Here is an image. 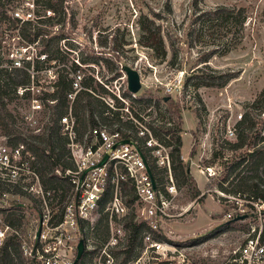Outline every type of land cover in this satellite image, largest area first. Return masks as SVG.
<instances>
[{
    "label": "rangeland",
    "instance_id": "374dc122",
    "mask_svg": "<svg viewBox=\"0 0 264 264\" xmlns=\"http://www.w3.org/2000/svg\"><path fill=\"white\" fill-rule=\"evenodd\" d=\"M40 1L41 5L31 9L33 16L35 11L40 10L46 19L43 26L53 30L59 28L61 25L54 26L58 15H49L42 7L46 0ZM164 1L66 0L64 6L69 19L66 26L74 32V40H53L50 52L46 53L43 60L41 56L45 54L35 58V50L41 48L40 43L28 48L26 59L32 61V68L36 71L32 83L33 91L28 95L21 87L16 91L4 90L3 102L8 121L14 130L23 135L44 132L45 124L49 121V108L46 101L43 103L37 100L35 95L43 96L54 90L57 71L63 63L70 64L76 60L88 62L92 60L90 57L93 55L96 63L83 64L78 74L81 77L91 74L96 82L102 85L105 93H117L119 90L122 94L127 88L126 75L122 73L116 80L107 83L110 73L106 65L110 64L108 58L113 49L124 44L122 46L125 58L122 62H126L140 75L141 89L137 95L169 96L174 103L179 104L182 121L179 134L182 142L181 159L187 165L201 196L204 195L201 201L192 197L193 192L188 181L178 189L181 196L173 212H179L181 208H188V211L168 222L160 233L155 234L156 239L169 245L170 249H167L165 255L146 258L145 263L239 264V251L248 234L264 228V201H252L245 199V196L228 193L234 189L236 179L231 175L228 180H224V176L235 156H238V153L234 154L229 150V144L236 142L237 129L243 128L244 134L255 137L259 145L264 143V114L253 112L248 115L247 122L239 125L241 117L247 111V105L264 88V0H170L172 13L168 16V23L171 24L178 56L175 61L171 60L169 50L167 60L160 63L154 55L151 57L152 52L148 48L138 43L140 38L137 21L140 14H149L150 10L159 12ZM32 2L33 0H20L16 9L22 8L24 11L32 6ZM195 4L202 11L218 8L238 10L244 18V23L236 27L227 25L222 31H217L213 38L208 37L209 31H204L203 35L195 34ZM160 24L162 27L166 26L165 21ZM9 25L8 22L0 24V37L3 33L7 39L9 37L11 47L16 48L11 49L10 53L19 60L24 50L17 49L21 43L17 30L5 31V27ZM77 37L84 39L86 44L80 42ZM213 48L217 50L216 54L206 63H201ZM0 52H3L2 47ZM10 53L9 56L5 54L3 57L0 53L2 73L8 67ZM201 73L221 77L230 74L236 76L223 87H195L193 84L196 80L191 79L187 88H184L187 78ZM1 80L3 77H0ZM36 89L40 93H37ZM96 94L104 96L99 88ZM36 104H40L41 108H37ZM130 107L133 117L141 116L142 122H161L162 125L154 127L157 132L164 133L158 130L159 126L166 128L168 124H172L170 114L163 103L153 100L145 108L143 104L132 102ZM127 127L128 124L122 126L124 129ZM101 128L110 129L108 125H102ZM2 135L0 127V192L3 189L8 190L0 197V227L3 224H12L20 230L23 238H28V234L34 230L38 205L32 197L31 187L40 184L43 170L40 165L32 162L30 155L23 153V150L19 155H14V150L19 146H7ZM86 135L78 136L77 139L84 140ZM162 136L167 141L171 140ZM192 148L195 151L194 156L190 158L188 154ZM65 149L67 152L62 161L69 163L72 170L73 161L71 162L67 145ZM1 154L7 155L10 160L8 165L2 163L4 159ZM215 154L217 157L214 160ZM55 173L61 178L52 183V186L59 187L50 191L54 198L49 201V211L59 216L69 198V186L63 179L65 172L59 170ZM256 176V180L264 184L261 170ZM15 204L22 205V210H15ZM224 210L226 212H223ZM235 213L255 215L246 216L234 225L220 229ZM11 214L20 217V220L13 219ZM15 264L23 263L17 258Z\"/></svg>",
    "mask_w": 264,
    "mask_h": 264
},
{
    "label": "trees",
    "instance_id": "16d2710c",
    "mask_svg": "<svg viewBox=\"0 0 264 264\" xmlns=\"http://www.w3.org/2000/svg\"><path fill=\"white\" fill-rule=\"evenodd\" d=\"M66 0H46L43 2L42 7L46 12L58 15L54 26L61 25L55 30L50 27L43 26V21L46 20L45 16L41 14L40 10L35 11V18L32 21H26L21 23L19 19L14 18L12 13L16 10L17 5L20 4V0H0V24L10 23L9 27H5V31H16L20 46L28 48L36 46L40 43L41 48L35 50V58L38 56L50 52L53 40H74V32L69 30L66 26L68 14L66 7L64 6ZM42 3L40 0H33L34 6H39ZM195 18L193 32L195 34L203 35L204 31H209L208 37L222 31L227 25L236 27V25H243L244 18L241 12L238 10L218 8L210 11H202L197 8L195 4ZM172 10L170 7V0H165L163 6L159 12L150 10L149 14H140L137 27L139 31L138 43L143 47L148 48L154 55L155 59L163 63L167 60L168 51L171 52V60H176L178 53L176 51V44L174 42V34L170 28L171 24L168 23V16L171 15ZM60 16V18H59ZM166 19V20H165ZM165 21L166 26L162 27L160 24ZM67 22V23H68ZM73 29V28H72ZM0 37V47L3 48V52H0L2 57L8 55L11 49L10 39L5 37L3 33ZM9 41V42H7ZM2 43L3 46H2ZM113 49L111 56L108 58L110 64L106 65L110 79L106 80L107 83L116 80L120 77L124 67H129L126 62H122L124 57L123 46ZM28 50V49H27ZM217 50L214 48L209 52V55L201 63H206L208 59L216 54ZM95 55L90 57V61L77 60L63 63L58 69L57 76L54 81V90L49 93L43 94V96L35 95L37 100L46 101V106L49 108L48 119L49 121L45 124V130L40 131V134H33L30 132L27 135L17 132L12 128V124L8 121V113L5 110L4 90L12 89L16 91L17 88L21 87L25 89L26 94H30L32 89V83L35 78V68H32V61H24L21 68L10 67L9 60L8 67L4 69V73L0 70V77L3 80L0 81V127L2 128L3 135L6 139V145L9 147H23V153H28L32 162L41 166L43 174L40 175V185L44 191H53L58 189L59 186H52L54 181L60 179L55 172L61 171L64 173L66 170H70V164L62 161L63 156L66 154L65 146L68 144V140L61 134V128L59 125L60 118L64 116L68 109H71V115L75 123L76 136H82L87 134L88 143L91 141V137L88 135L93 129L101 128L102 125H108L111 132L120 131L122 126L128 124L126 129L134 131L132 123L126 121L123 122V114L119 110L122 103L112 94L105 93L102 85L94 79L91 74L83 75L80 81V89L75 91L73 89V83L75 76L79 75L78 71L81 70V66L85 63H96ZM50 60L52 58H49ZM38 61V60H37ZM236 74H230L224 77L215 76L214 74L201 73L191 75L186 79L184 88H187L188 83L191 79L196 80L194 82L195 87L208 86V87H223L229 80L235 78ZM221 77V78H220ZM222 79V80H221ZM37 86V84H36ZM97 88L103 91L104 96L97 95ZM37 93H40L36 89ZM73 95L70 98V95ZM123 98H130L133 102L143 104L145 108L153 102V100L163 103L166 106L168 113L170 114L172 124L168 127L159 126V131L154 129L155 136L171 147V162H172V174L175 180L177 189L183 187L188 181L191 184V190L193 192L192 197L201 201L204 195L201 196L200 191L196 188L195 182L190 176L189 169L185 163H183L180 155V149L182 146L181 138V113L179 104L174 103L169 96H135L132 97L127 88L122 93ZM54 102V103H50ZM246 113L241 117L239 125H243L248 121V115L253 112H257L258 115L264 114V88L257 94L255 99L247 105ZM137 117V116H136ZM139 117V116H138ZM137 117V118H138ZM40 123V122H39ZM130 123V125H129ZM256 129V128H253ZM244 129L236 130V142L230 143V151L238 156L233 160L231 166L227 169L224 176V180H228L231 175H234L236 184L233 190L230 192L233 195L245 196L252 201L260 200L264 201V184H260L256 180V175L261 170L264 175V143L259 145L256 138L250 134H244ZM162 135L169 137L170 141H167ZM243 150V152H241ZM195 149L190 150L188 156L191 158L194 156ZM241 152V153H239ZM70 156V153H69ZM216 154L213 159H216ZM71 159V156H70ZM72 162V159H71ZM74 167V165H73ZM149 169L152 177H156L160 182H163V175L160 170H157L153 165L149 164ZM253 174V175H252ZM255 175V176H254ZM69 186L67 196L72 195V185L68 177H63ZM263 185V187L261 186ZM8 190L0 192V197ZM10 193V192H9ZM23 195V194H20ZM129 203L133 201L131 192L129 193ZM54 194L52 195V199ZM231 204H229L230 206ZM37 213H40L39 208ZM15 210H22V205L15 204ZM63 211V210H62ZM61 211V213H62ZM223 212H226L224 210ZM60 213V216H61ZM264 213V212H263ZM255 214H238L235 213L230 220L226 221L220 226V229H225L231 225H234L236 221L242 220L246 216ZM11 217L16 220H20L17 215L11 214ZM8 225V224H7ZM13 227L12 224H9ZM126 229L129 232L128 248L122 252V259L120 264H126L131 257L138 255L140 248L142 247V234L147 231V226L143 223L133 222V216L125 224ZM258 231H254L256 234ZM157 237V236H156ZM261 238H264V228L261 231ZM165 239V238H164ZM17 258L23 264H28L22 257L19 249V240L15 236L7 237L0 247V264H15ZM78 264H84L81 260Z\"/></svg>",
    "mask_w": 264,
    "mask_h": 264
},
{
    "label": "built area",
    "instance_id": "2783aa9c",
    "mask_svg": "<svg viewBox=\"0 0 264 264\" xmlns=\"http://www.w3.org/2000/svg\"><path fill=\"white\" fill-rule=\"evenodd\" d=\"M33 8L32 2L30 8L24 11L18 8L12 15L21 23L32 21L35 18L31 13ZM28 48H17L24 50L19 60L10 53L9 66L21 68L24 61H30L26 59ZM45 58L46 55L41 56L42 60ZM80 81L81 76H75V91L80 89ZM117 91L111 93L122 103L119 109L122 118L133 124L134 131L122 128L111 132L96 128L88 132L91 137L89 143L87 136L79 140L69 108L60 118L59 125L61 134L68 140L74 165L72 170L65 171V177L72 185V195L62 208L61 216H58L49 211L52 193L44 191L40 184L33 185L32 197L40 210L33 232L28 234V238H23L17 227L3 224L0 227V247L7 237L13 235L19 240L21 255L28 264H78L81 260L84 264H120L122 252L128 248L129 241L125 224L133 216V222L145 224L147 231L142 234V247L138 255L132 256L126 264H147L146 258L165 255L170 249L166 243L159 242L155 234L160 233L168 222L188 211V208H181L179 212H173L181 194L172 174L171 147L154 134V127L162 123H145L140 120L141 116L133 117L130 112L133 101L123 98ZM36 107L40 109L41 105L36 104ZM124 140L130 143L121 144ZM22 150L23 147L19 146L14 150V155H19ZM105 157V162L100 165ZM1 158L4 165L10 163L6 154H1ZM149 164L161 171L163 182L152 177ZM130 192L133 196L131 203ZM38 229L40 231L36 237ZM262 229L256 234H248L239 251V264L264 263ZM80 241L83 242V253L76 261Z\"/></svg>",
    "mask_w": 264,
    "mask_h": 264
},
{
    "label": "water",
    "instance_id": "95a60500",
    "mask_svg": "<svg viewBox=\"0 0 264 264\" xmlns=\"http://www.w3.org/2000/svg\"><path fill=\"white\" fill-rule=\"evenodd\" d=\"M77 39L82 42V43H85V40L80 38V37H77ZM123 72L124 74L126 75V82H127V91L130 93V94H137L140 89H141V81H140V75L139 73L130 68V67H124L123 68ZM121 144H128L130 143L129 141L127 140H124L122 142H120ZM106 160V157L101 161L100 165H102ZM147 171L149 173V169L147 167ZM39 231L40 229H38L37 233H36V237H38L39 235ZM82 253H83V242L80 241L78 243V246H77V256H76V261H79L81 256H82Z\"/></svg>",
    "mask_w": 264,
    "mask_h": 264
},
{
    "label": "crops",
    "instance_id": "0c3cea01",
    "mask_svg": "<svg viewBox=\"0 0 264 264\" xmlns=\"http://www.w3.org/2000/svg\"><path fill=\"white\" fill-rule=\"evenodd\" d=\"M182 158H184V157L182 156Z\"/></svg>",
    "mask_w": 264,
    "mask_h": 264
}]
</instances>
